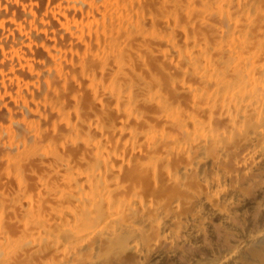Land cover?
<instances>
[{
	"label": "bare ground",
	"instance_id": "6f19581e",
	"mask_svg": "<svg viewBox=\"0 0 264 264\" xmlns=\"http://www.w3.org/2000/svg\"><path fill=\"white\" fill-rule=\"evenodd\" d=\"M153 1L0 0V264H264V0Z\"/></svg>",
	"mask_w": 264,
	"mask_h": 264
},
{
	"label": "rangeland",
	"instance_id": "374dc122",
	"mask_svg": "<svg viewBox=\"0 0 264 264\" xmlns=\"http://www.w3.org/2000/svg\"><path fill=\"white\" fill-rule=\"evenodd\" d=\"M155 1V2H154ZM153 2H151L152 3V5L151 6H153V5H155V7L154 8H156V6H157V8L158 7H161V8H165V6H167V0H154ZM154 3H156V4H154ZM149 19H151V18H149ZM152 20V19H151ZM150 20V21H151ZM83 82H78V88L80 89V92L82 93V95L85 97L84 99H82L84 102H86V103H83V101L81 100V105L84 107L85 105L84 104H86V106H87V108H86V106L84 107V108H86L87 109V111H89L91 108H93V107H95L96 105V110H98V109H100V108H102V106H104V101H102V98H100V96L97 94V92H94V88H93V86L91 85V82L89 81V82H87V84L86 83H84V84H82ZM84 85V86H83ZM77 88V87H76ZM77 88V89H78ZM82 90V91H81ZM86 95V96H85ZM82 96V97H83ZM91 96V97H90ZM96 96V97H95ZM90 97V98H89ZM98 97H99V99H98ZM87 98V99H86ZM72 100H73V102L72 101H70L71 103H76L77 102V100H76V98H71ZM71 99H69V100H71ZM76 100V101H75ZM97 101V102H96ZM90 102V103H89ZM83 103V104H82ZM92 106L93 105V107H89V106ZM97 107H99V108H97ZM112 109L111 110H109V112H110V116L112 117V115H113V117L112 118H117V119H115V120H119L120 118V115H119V112L117 111V110H115L114 111V107L112 106L111 107ZM113 110V111H112ZM114 112H116V113H113ZM118 112V113H117ZM112 114V115H111ZM116 114V115H115ZM117 116V117H116ZM119 116V117H118ZM91 125V128H92V126H93V128H92V130L96 127V126H94V124L93 123H90ZM95 130V132H97L99 129H97V127L94 129ZM93 130V131H94ZM97 130V131H96ZM73 137H71V138H69L68 137V141H70V143H69V145H68V147L70 148V149H73L74 147L76 148V146L73 144V143H76L77 141H76V139L74 138V139H72ZM65 141H67V139H64ZM73 140H74V142H73ZM65 141H63V143H65ZM71 142H73V143H71ZM70 144H71V146H73L74 145V147H72L71 148V146H70ZM77 144V143H76ZM64 146H66L65 144H64Z\"/></svg>",
	"mask_w": 264,
	"mask_h": 264
}]
</instances>
